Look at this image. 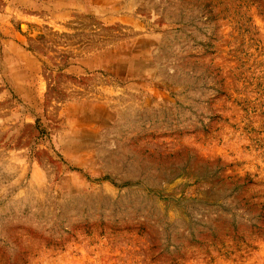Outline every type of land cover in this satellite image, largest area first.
I'll use <instances>...</instances> for the list:
<instances>
[{
  "label": "rangeland",
  "instance_id": "rangeland-1",
  "mask_svg": "<svg viewBox=\"0 0 264 264\" xmlns=\"http://www.w3.org/2000/svg\"><path fill=\"white\" fill-rule=\"evenodd\" d=\"M0 264H264V0H0Z\"/></svg>",
  "mask_w": 264,
  "mask_h": 264
},
{
  "label": "trees",
  "instance_id": "trees-1",
  "mask_svg": "<svg viewBox=\"0 0 264 264\" xmlns=\"http://www.w3.org/2000/svg\"><path fill=\"white\" fill-rule=\"evenodd\" d=\"M163 198H166V197H163ZM233 230H234L233 232L235 233L236 232V229H233Z\"/></svg>",
  "mask_w": 264,
  "mask_h": 264
}]
</instances>
